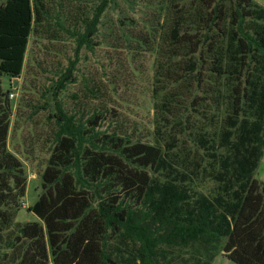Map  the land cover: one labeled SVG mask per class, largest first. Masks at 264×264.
<instances>
[{"label": "trees", "instance_id": "trees-1", "mask_svg": "<svg viewBox=\"0 0 264 264\" xmlns=\"http://www.w3.org/2000/svg\"><path fill=\"white\" fill-rule=\"evenodd\" d=\"M111 1L118 5L101 0L100 14ZM163 4L154 41L123 34L119 44L146 40L148 50H156L155 76L163 84L161 95L154 91L157 130L171 126L173 133L169 139L165 133L161 140L135 138L117 117L114 128L104 130L115 111L103 100L101 107L92 103L101 101L97 89L88 87L83 108L79 100L72 112L58 102L43 191L28 208L36 220H16L29 179L8 147L13 104L0 82V264H53L51 252L95 205L105 224L100 264H212L239 222L241 264H264V256L257 263L246 256L253 237L264 252L263 181L253 193L264 153V5ZM47 12L44 0L0 4V80L22 75L34 27ZM89 29L78 33L79 42ZM74 62L57 79L55 95L77 81ZM191 92L202 108L200 124L183 108ZM90 104L92 110H84ZM188 130L193 145L180 146L179 135Z\"/></svg>", "mask_w": 264, "mask_h": 264}, {"label": "rangeland", "instance_id": "rangeland-1", "mask_svg": "<svg viewBox=\"0 0 264 264\" xmlns=\"http://www.w3.org/2000/svg\"><path fill=\"white\" fill-rule=\"evenodd\" d=\"M3 1L0 0V4ZM131 1L118 0V5L111 1L100 14L101 0H44L48 14L44 23L34 27L22 75L19 78L7 75L1 78L2 90H10L9 99L13 104L8 147L24 162L29 179L27 196L17 214V221L37 219L28 208L43 191L41 174L51 153L52 142L48 140L54 128L51 115L55 113L58 102L72 112L79 100L83 108L82 100L86 97L88 87L97 89L101 101L96 99L92 103H100L101 107L103 100L107 109L112 106L115 111L103 123L104 130L113 129L112 119L117 117L115 120L118 119L135 138L161 140L160 133H165L163 137L169 139V134L173 133L171 126L163 127L164 132L157 130L154 95L156 91L162 93L158 87L163 84L155 76L156 50L149 51V42L146 40L140 43L139 40H133L137 43L131 44L121 40L119 44V37L123 38V34H132L137 39L147 37L150 42L154 41L152 36L160 28L159 21L165 6L163 0H133V6ZM254 1L264 5V0ZM89 24L87 37L79 42L78 33L85 34ZM79 43L82 44L80 47ZM71 61H75L73 72L78 79L55 95L56 81ZM193 93L202 96L198 88ZM193 93L186 95L183 108L191 120L195 119L200 124L202 108L194 102ZM91 106L84 107V110H92ZM190 133L188 130L179 135L180 146L189 144L193 138ZM255 180L253 193L264 182V153L255 172ZM253 203L250 206L255 207L258 201ZM99 216L95 205L80 221L78 229L67 236L60 248L51 252L53 264H100L99 252L105 224ZM241 232L239 222L236 235L223 241L224 253L228 252L231 258L220 253L212 264H241L239 251L236 250L238 247L235 246L238 238L239 241L241 238L243 245L244 232ZM253 238L247 246L246 256L257 263L263 261L264 252L263 246L258 247L261 240L258 242V237Z\"/></svg>", "mask_w": 264, "mask_h": 264}]
</instances>
